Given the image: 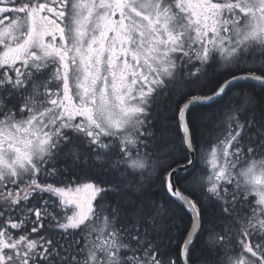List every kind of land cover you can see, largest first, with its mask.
Returning <instances> with one entry per match:
<instances>
[{"label":"snow or ice","instance_id":"obj_1","mask_svg":"<svg viewBox=\"0 0 264 264\" xmlns=\"http://www.w3.org/2000/svg\"><path fill=\"white\" fill-rule=\"evenodd\" d=\"M241 80L264 87V0H0V264H264Z\"/></svg>","mask_w":264,"mask_h":264},{"label":"trees","instance_id":"obj_2","mask_svg":"<svg viewBox=\"0 0 264 264\" xmlns=\"http://www.w3.org/2000/svg\"><path fill=\"white\" fill-rule=\"evenodd\" d=\"M208 86L211 87L212 86L211 83H209ZM231 89L232 91H243L249 94H254L258 98L264 97V87H261L259 84H256L250 81L237 82L231 86ZM232 91H228V95L220 97L211 103L194 107L192 115H193V123L195 125V133H196V137L198 140H200L202 136L206 138V133H205L206 129L204 128V124L208 123V121H204L203 123H201V121L198 119L199 115L201 113H204L208 116H212L213 113L219 114L222 111V107L225 101L228 99V96L232 94ZM256 116H257V119H259L260 117L259 109H257L256 111ZM216 123H219V115H217L216 117ZM170 135L177 141V143L179 142V133L176 130L175 125L171 126ZM201 164L202 166H204V162H201ZM181 175H183V173H181ZM101 179H110V177L103 176L101 177ZM152 191L155 192V189H152ZM160 195H161L160 193L156 194L157 199L160 198ZM204 210H205L206 216H210L213 211L210 205L207 203L204 204ZM176 212H177V216L181 217L183 223L186 224L188 220L187 215L180 209H176ZM194 243L199 245L200 241L197 240V241H194ZM172 248L173 250H175L176 245H172Z\"/></svg>","mask_w":264,"mask_h":264},{"label":"water","instance_id":"obj_3","mask_svg":"<svg viewBox=\"0 0 264 264\" xmlns=\"http://www.w3.org/2000/svg\"><path fill=\"white\" fill-rule=\"evenodd\" d=\"M241 81H245V80H241ZM241 81H237V82H241ZM237 82H236V83H237ZM250 82H254V81H250ZM254 83H256V82H254ZM256 84H257V83H256ZM218 98H220V97H218ZM218 98H217V99H218ZM214 101H215V100H214ZM212 102H213V101H212ZM210 103H211V102H210Z\"/></svg>","mask_w":264,"mask_h":264},{"label":"rangeland","instance_id":"obj_4","mask_svg":"<svg viewBox=\"0 0 264 264\" xmlns=\"http://www.w3.org/2000/svg\"><path fill=\"white\" fill-rule=\"evenodd\" d=\"M209 159H211V157H209ZM209 169H210V165H208Z\"/></svg>","mask_w":264,"mask_h":264}]
</instances>
